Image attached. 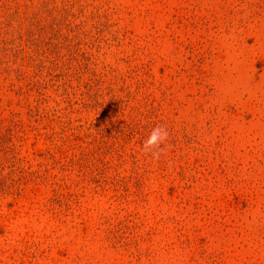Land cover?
I'll return each mask as SVG.
<instances>
[{"label": "rangeland", "instance_id": "obj_1", "mask_svg": "<svg viewBox=\"0 0 264 264\" xmlns=\"http://www.w3.org/2000/svg\"><path fill=\"white\" fill-rule=\"evenodd\" d=\"M0 264H264V0H0Z\"/></svg>", "mask_w": 264, "mask_h": 264}, {"label": "clouds", "instance_id": "obj_2", "mask_svg": "<svg viewBox=\"0 0 264 264\" xmlns=\"http://www.w3.org/2000/svg\"><path fill=\"white\" fill-rule=\"evenodd\" d=\"M168 137L167 128L159 124L156 125L143 142V152L149 154L152 159L159 160L161 156L166 154Z\"/></svg>", "mask_w": 264, "mask_h": 264}]
</instances>
